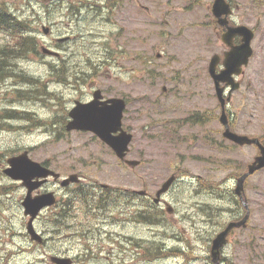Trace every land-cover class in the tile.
Listing matches in <instances>:
<instances>
[{
  "label": "rangeland",
  "instance_id": "obj_1",
  "mask_svg": "<svg viewBox=\"0 0 264 264\" xmlns=\"http://www.w3.org/2000/svg\"><path fill=\"white\" fill-rule=\"evenodd\" d=\"M0 3L9 6L10 11L19 10L17 14L27 22L37 43L36 52L11 57L7 62L0 55V202L7 209L2 210L3 215L13 214L11 206L14 204L15 228L10 227V221L6 227L18 236V246L23 242L20 235L26 239L28 219H23L21 213L25 187L21 182L12 183L4 170L8 167V158L28 151L32 160L48 165L63 176L78 167L88 166L95 173L89 174L95 181L114 186L125 183L128 188L141 184L143 189L154 192L172 172H178L182 181L174 188L177 202L172 203L169 195L166 197L173 206V213L165 214L157 209L159 216L153 223L145 213L143 219L150 222L140 218L136 222L142 221L141 227L127 222L126 231L140 237L147 257L153 259L154 264H212L208 259L209 241L217 230L203 222L208 221L204 211L206 205L220 203L204 191L211 194L212 186L229 179L233 163L240 170L251 165L258 150L236 148L229 141H223L217 122L219 104L208 64L224 47L216 39L215 30L201 28L198 24L206 20V9L175 12L174 23L154 27L159 21L154 0H141L143 9H137L138 29L127 26L123 35L114 36L117 33L110 32L105 25L107 29L103 28L102 33L93 38L91 22L80 17L85 10H77L86 0H0ZM72 7L76 8V14ZM238 17L240 24L256 28L252 43L255 57L245 74L238 78L241 89L233 94L229 111L238 133L261 137L264 136V10L254 14L244 6ZM44 28L49 29L48 34L44 33ZM15 42L16 39H10L0 30V51H14ZM101 43H106L110 59L115 54L125 56L117 60L119 66H101L100 57L104 56ZM41 45L60 57L42 54ZM91 63L100 65L98 70L109 69L113 76L129 81L128 72L132 77L140 73L137 83L127 87L121 83L130 101L125 122L135 130L128 158L140 161L138 168L125 169L102 145L85 141L87 135L81 137L65 129V120L75 100L90 98L93 93V88L87 87V83L84 85L91 79L88 77ZM55 65L59 67H53ZM75 78L80 83H76ZM195 115L201 117L202 122H195ZM191 179L198 182L196 188L188 183ZM199 179L203 182L201 187ZM249 183L246 193L252 203V226L264 229V167L249 178ZM233 185L228 182L231 188ZM55 187L57 185L51 188ZM56 204L57 197L53 206ZM222 205L221 217L216 223H222L230 215V206ZM56 213L53 209L35 219L36 229L45 232L43 243L28 237L20 249H8L3 254L0 248V264H52L50 257L56 255L75 258L73 264H94L92 255L84 259L85 253L77 252L81 232L90 223L83 217L71 219ZM241 235L242 232L236 234L234 243L242 246L230 245L224 258L230 260L231 257L234 264H264V235L257 231L252 233L260 245L254 253L250 252L252 257L246 254L243 242L247 239H240ZM159 245L165 249L160 250ZM145 258L146 255L143 263ZM133 263L128 259L127 264Z\"/></svg>",
  "mask_w": 264,
  "mask_h": 264
},
{
  "label": "flooded vegetation",
  "instance_id": "obj_2",
  "mask_svg": "<svg viewBox=\"0 0 264 264\" xmlns=\"http://www.w3.org/2000/svg\"><path fill=\"white\" fill-rule=\"evenodd\" d=\"M215 1L216 0H154V9L156 10L157 19L159 20L154 23V27H158L159 24L169 26L170 23H174L172 15H174L175 12L183 11V13H191L196 9L205 8L206 20L199 22L198 24L201 28L215 30L216 39L221 41L223 34L226 33L229 28L245 25L239 23L238 17L239 12L243 11L244 6L250 9L254 14L262 13V10L259 8L258 0H224L226 6L218 5L216 10ZM138 8L143 9L141 0H86L85 5L79 6L77 10L79 12H81V10H85L83 13H80V17L88 19V21L91 22V34L93 38H96L98 37V34L102 33L101 30L106 28L105 25L110 28V32L117 33L114 36L123 35L127 26H135V29H138L140 27V18L137 11ZM72 10L73 13H77L75 7H72ZM159 14L162 15L158 16ZM166 14L168 16L164 18ZM223 20L226 21L228 25L227 27L224 25ZM112 28L115 30H112ZM238 40L240 39L239 37L237 38V35L233 37L235 44L240 43V41L237 42ZM123 42L125 43V41ZM101 45L104 48L102 54L104 56L100 57V60L102 61L101 66H105L106 68L116 66L119 64L117 60L125 57H118L115 54L110 59L107 53L106 43H101ZM223 47L224 49L220 54L221 64L218 67L219 70L223 68V54L227 50L224 45ZM138 50H140V48ZM158 56L160 57V55ZM59 57H57V59L62 61L63 58ZM53 67L58 68L59 66L55 65ZM99 67L100 65L98 66L92 63L89 64L90 71L88 77L91 79L88 82H84V85L87 83V87L89 86L93 88V93L90 98H85L83 97L84 94H82L83 100H75L68 113L69 117L65 120V129H67L69 119L72 121L70 113L73 109L80 104H88L91 101H94L96 94L100 107L110 106V101L112 99H122L126 101L127 107L128 104H130L128 96L122 91L121 83L124 84V87L131 85L133 82L137 83L140 79V73L137 77H132V73L128 72L130 76L129 81V79L125 77L113 76L109 69L98 70ZM75 82L80 83V80L75 78ZM125 117L126 111L124 112L122 120V131L131 133L134 137L135 130L126 124ZM56 133L61 134L58 131H56ZM68 133L80 134L81 137L83 135H87L85 141H92L102 145L105 148L106 153L109 155L113 154L115 157L114 151L102 142V140L93 132L73 130L68 131ZM120 133L121 131L115 133L114 136H117ZM119 162L123 164L125 169L130 168L121 160ZM44 167L54 170L48 165H45ZM54 171L57 172L56 170ZM89 174L95 173L91 171L90 167L81 166L72 171L69 175L62 176L59 180L52 177L46 179V182L41 188L35 191L34 195L39 196L53 192V194L57 197V204L46 207L44 209L45 211H42L43 213L41 216L43 217L45 214L50 213L53 209H55L57 212L56 215L59 217L71 219H78L80 217L85 218L90 224L81 232L82 240L79 242L80 245L77 247V252L82 254L85 253L84 259L92 255L91 258L94 257V264H127L128 259L134 261L133 264H137L140 261L142 262L144 255H146V258L145 262H142L143 264H154V260L147 257V252L145 251V247L141 244L140 237L128 234L126 226L127 222H129L137 227H141L143 225L142 221H136H139L140 218L143 219L145 213L149 215L151 223L154 222V207L162 210L166 202L163 198L159 204H154V195H156L159 189L155 192L149 191L147 189H143L141 184L131 188L126 187L125 183L114 186V184L111 183L95 181ZM70 175H75L78 180L71 182L67 186H63L62 179ZM162 184L163 183L160 185L162 186ZM54 185H57V187L51 188ZM143 191L145 194H140V192ZM27 193L28 189L25 187L24 198ZM145 207L146 209H144ZM2 210L7 209L5 208V204L0 202V248L2 249L3 254H6L8 249L22 248L23 242L28 240V237L30 238V236L25 232L26 239L24 240L23 234L20 235L23 242L22 245L18 246V236L11 234L6 227L9 225L7 221H10L12 222L10 227L15 228L14 204L11 206L13 214L3 215ZM21 213L24 217L23 219L27 218L29 220V217L24 215L22 200ZM131 220L134 221L131 222ZM143 220L150 221L146 219ZM23 227L24 224H21L20 228ZM150 228H153V226H150ZM43 233L45 234L44 230L42 231V234ZM152 253L154 254V251ZM72 260L74 262L75 258H72Z\"/></svg>",
  "mask_w": 264,
  "mask_h": 264
},
{
  "label": "water",
  "instance_id": "obj_3",
  "mask_svg": "<svg viewBox=\"0 0 264 264\" xmlns=\"http://www.w3.org/2000/svg\"><path fill=\"white\" fill-rule=\"evenodd\" d=\"M221 4H223V0H217L215 10L218 5ZM43 31L45 34H48L49 29L44 28ZM236 35L242 36L243 43L240 46L235 47L233 46V37ZM253 35L254 34L251 30H248L245 27H240L237 29H229L226 35L223 36L224 43H226L227 46L231 48V51L225 54V71L218 74L216 72V68L219 63V57L214 56L212 58L209 71L212 78L214 79L217 96L220 99L223 108L225 105V100L222 96L223 89L220 88V83L226 82L228 84H232L233 90L238 88V85L233 83L231 75L234 73H239V70L242 68V66L248 64V60L252 55L250 42L253 38ZM40 50L44 55H58L57 52H54L44 46H41ZM98 103L99 102L96 94L94 101H91L88 104H80L75 109H73V111L70 113L72 121H69L67 129L93 132L98 137H100L104 143L110 146L121 159H124L125 155L130 150V144L132 141V135L125 131H122V120L124 117L126 103L122 99H112L110 101V106L100 107ZM221 121L226 126V132L224 133V136L227 139L234 141L240 145L254 143L260 145L261 147V144L257 140L249 139L248 137L239 136L235 133L230 132L227 126V116L225 112H223ZM119 131H121V133L117 136H114V134ZM261 149V155L256 158L255 162L252 165L249 166L248 174H246L241 179L242 184L250 174L264 167V148L261 147ZM127 163L133 166L139 164L138 162L134 161H127ZM4 172L7 176L11 177L14 180H22L23 185L27 187L28 193L22 203L25 209L24 214L26 216H30L27 232L30 234V237L33 241L42 243V236H40L35 231L33 222L44 207L54 203L55 198L53 193L36 197H33L32 193L34 192V190H37L42 184H44L46 182L45 180L49 176H53L57 180L59 179L60 175L47 169L40 163L32 161L27 151L18 156L11 157L8 160V167ZM34 179H36V181H34ZM77 180L78 179L75 175H71L63 180L62 185L66 186L71 182H75ZM174 181L175 177H171L163 185V187L156 194L155 202L159 201L161 195L168 191ZM241 190H243V186L238 187L236 191L240 199H242V192H240ZM248 217L249 214L241 222L237 224H230L225 232H223L221 235H218L214 239L211 249V255L214 263H217L219 260L220 249L226 242V236L228 235L229 231L235 226L238 227L241 225H245ZM50 261L53 264H72L70 258H62L58 256H52L50 258Z\"/></svg>",
  "mask_w": 264,
  "mask_h": 264
},
{
  "label": "trees",
  "instance_id": "obj_4",
  "mask_svg": "<svg viewBox=\"0 0 264 264\" xmlns=\"http://www.w3.org/2000/svg\"><path fill=\"white\" fill-rule=\"evenodd\" d=\"M9 8L10 7L6 4L0 3V30L8 35L10 39H16L14 51L10 52L7 49H2V51H0V55H2V59L5 61H7L10 57L26 55L28 52H36L37 50V43L29 32L27 22L21 19L17 14V11H19L18 9L10 11ZM6 43H9V40ZM1 61L2 60L0 58V62ZM236 203L239 204L238 200ZM207 212H209V209ZM159 249L162 250L161 246H159Z\"/></svg>",
  "mask_w": 264,
  "mask_h": 264
},
{
  "label": "bare ground",
  "instance_id": "obj_5",
  "mask_svg": "<svg viewBox=\"0 0 264 264\" xmlns=\"http://www.w3.org/2000/svg\"><path fill=\"white\" fill-rule=\"evenodd\" d=\"M8 21H9V20H8ZM19 51H20V50H19ZM19 51H18V52H19ZM4 55H6V54H4ZM7 55H8V54H7ZM10 58H11V57H10ZM1 60H2V59H1ZM3 60H4V59H3ZM5 62H7V61H5ZM5 62H4V63H5ZM1 63H2V62H1ZM1 63H0V64H1ZM6 64H7V63H6ZM66 64H67V63H66ZM62 65H63V64H62ZM0 66H1V65H0ZM2 66H4V65H2ZM75 67H76V66H75ZM1 69H2V67H1ZM64 69H65V67H64ZM67 69H68V68H67ZM65 70H66V69H65ZM81 70H82V69H81ZM84 70H85V69H84ZM69 71H71V70H69ZM5 72H6V71H5ZM6 74H7V73H6ZM78 74L80 75V73H78ZM70 75H71V74H70ZM74 75H75V74H74ZM79 75H78V76H79ZM83 75H84V74H83ZM83 75H82V76H83ZM6 76H7V75H6ZM64 77H65V76H64ZM67 79H69V78H67ZM80 79H81V78H80ZM77 80H78V79H77ZM27 83H28V82H27ZM30 85H31V84H30ZM88 194H89V193H88ZM87 197H88V196H87ZM89 197H90V196H89ZM115 197H116V196H115ZM118 197H119V196H118ZM125 200H126V199H125ZM112 201H113V200H112ZM91 202H92V201H91ZM109 202H110V201H109ZM102 203H103V202H102ZM117 206H118V205H117ZM180 249H181V248H180ZM180 251H181V250H180ZM182 252H183V251H182Z\"/></svg>",
  "mask_w": 264,
  "mask_h": 264
}]
</instances>
